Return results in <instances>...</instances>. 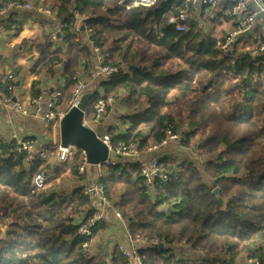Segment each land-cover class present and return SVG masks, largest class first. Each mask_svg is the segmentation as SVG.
<instances>
[{"label": "trees", "instance_id": "1", "mask_svg": "<svg viewBox=\"0 0 264 264\" xmlns=\"http://www.w3.org/2000/svg\"><path fill=\"white\" fill-rule=\"evenodd\" d=\"M8 2L25 0H5L2 7ZM122 3L53 0L48 6L62 21L60 37L43 36L32 73L53 76L63 67L65 86L52 111H69L76 86L72 64L88 61L98 50L101 66L119 67L101 83L100 98L121 99L131 111L123 118L131 123L125 133L107 134L117 163L104 168L105 196L132 239L170 245L145 244L138 250L143 263L240 264L246 259L264 264L263 39L255 44L232 40L223 48L228 38L204 34L190 20L185 31H176L168 19L189 10L186 0ZM16 26L22 28L10 24L5 30ZM82 27L90 34L89 44L80 36ZM17 79L12 73L0 80V99L14 95ZM37 86L33 81V100L39 98ZM169 132L179 135L180 147L196 158L163 153L159 165L168 182L155 180L148 188L139 163L117 160L116 151L120 145L135 146L143 154ZM78 167L67 176H49L47 187L35 192L34 178L47 166L25 163L0 138V226L5 228L0 264H130L117 250L110 258L91 252L94 240L107 233L106 223L89 237L79 233L78 216L95 210L83 187L65 191L71 181L82 180Z\"/></svg>", "mask_w": 264, "mask_h": 264}, {"label": "crops", "instance_id": "2", "mask_svg": "<svg viewBox=\"0 0 264 264\" xmlns=\"http://www.w3.org/2000/svg\"><path fill=\"white\" fill-rule=\"evenodd\" d=\"M4 1L5 0H0V80L12 73L18 76L16 80V89L13 94L16 100L27 110V115L21 118H14L10 112L0 107V138L5 140L8 144H10V137L16 134L31 140L34 143L36 151L46 155L40 162H43L47 166L46 170H43L47 174V179L55 173L59 176H67L75 164H78L79 167L81 166L83 157L82 152L74 148L67 162L60 163L57 160L56 148L61 144L59 119L47 122L40 117L34 116L32 103L34 98L31 88L33 81H37L38 86L35 90L39 91L38 97L44 110L49 109V102L52 100L55 93L59 92L61 94L64 89L65 80L62 77V66L56 68V73L53 76L45 72L37 76L32 73V65L38 57V53L43 44V36L48 35L52 37L53 41L56 39V36L60 37L62 21L56 16L55 11H51L48 8V6L52 5L53 0H25L23 3L30 4V9L10 8L7 10H5V7L10 2L2 7ZM107 1L112 3L115 0ZM237 1H243L247 7V11L254 15V21L244 30H242L241 24L245 21L248 12L246 11L241 15H234L232 13V8L236 4L235 0H220L212 5L197 4L195 7L189 8V20L193 22V24H196L197 28L202 30L204 34L211 33L212 35L220 37L224 36L228 38L229 42L232 40L244 39L248 43L255 44L262 39L264 40V15L259 12V6L264 4V0ZM122 4L126 6L132 5L126 4L124 0ZM46 11L50 13L47 14ZM10 24L21 25L22 28L16 26V28L14 27L15 29L7 32L5 27ZM80 32L84 44H89L90 34L84 32L83 27ZM101 59V53L98 50H93L92 57L88 59V61H77L72 64L76 70V75L72 79L76 84L74 91L77 86L81 84L84 86L83 94L92 93L84 113V122L86 124H92V106L94 100L99 99L101 95L104 94V89L100 87L101 83L110 78H103L99 74L102 67ZM84 62L87 63L86 68L88 66L89 69L87 68L85 70V68L82 67ZM148 84L150 85V83ZM59 97H62V94ZM56 109L57 107H55V111ZM56 112L64 113L63 111ZM130 114L131 111L123 107L121 99L113 100L108 114L98 123L93 124L92 129L101 136L112 133L113 131L123 134L131 124L129 121H123V118ZM142 129L144 132L147 130L144 127H142ZM176 144H179V142L171 143L153 155H151V153L148 154L146 151L143 154L140 153L138 159H125L121 157L117 158V160L121 162L139 163L140 160L150 161L153 156L158 159L165 155L177 157V155H174V152L171 151V148H173L172 145ZM176 148L178 147L176 146ZM163 153H165V155ZM189 155L196 157L195 153ZM116 163L117 161L115 159V164ZM103 171L105 172L104 169ZM77 175L82 177V180L68 183V188L65 189L68 194L71 188L83 187L84 189L86 186L91 187L97 177V168L96 166L88 164L84 169L83 175H79L78 172ZM91 192L92 191H90V195ZM101 207V202L95 194L91 195L90 208L97 210ZM107 212L108 220L104 223L108 225V231L101 241L94 240L91 246V252L96 255L99 254L110 258L119 245L129 247L130 235L128 232V224L122 219L116 218L115 214L117 211L115 212V210L110 207L107 209ZM86 213H82L78 216L76 224L86 217ZM4 230L5 228L0 226L1 235H3ZM142 246L145 247L147 245H139L138 249ZM247 263L248 261L246 259H240V264Z\"/></svg>", "mask_w": 264, "mask_h": 264}, {"label": "built area", "instance_id": "3", "mask_svg": "<svg viewBox=\"0 0 264 264\" xmlns=\"http://www.w3.org/2000/svg\"><path fill=\"white\" fill-rule=\"evenodd\" d=\"M155 0H124L126 4L132 5H148L152 4ZM216 1L220 0H186L188 6L187 8H193L197 4H214ZM236 4L232 8V13L234 15L243 14L247 11V7L243 1L235 0ZM30 9V4H24L21 2H12L9 3L5 10L7 9ZM248 12V11H247ZM259 12L264 15V4L259 6ZM49 14V11H46ZM189 21V14L188 10H183L178 17H170L168 19V25H172L175 27L176 31L183 32L187 29V23ZM254 21V15L251 12H248L246 15L245 21L242 22L241 27L242 30L246 29L247 26ZM229 44V40L225 42L223 48H226ZM259 54H264V40L259 48ZM102 63V60H101ZM118 66H102L100 69V76L103 78H108L118 73ZM150 83V82H148ZM84 92V86L79 84L76 90L73 92L72 98L68 104V109L70 110L73 107H76L79 103L80 97ZM61 94L56 92L53 96L52 100L49 102V109L44 110V108L40 104V99L33 100V109H34V116L40 117L44 121L51 122L54 120H58L59 122L64 117V113H56L52 111V108L58 103V98ZM113 103V99L111 97L108 98H99L95 99L93 106H92V124L84 125L92 128L93 124L98 123L102 118H104ZM0 107L4 108L8 112L12 114L14 118H21L27 115V110L16 100L14 95L10 96L9 98L0 99ZM101 141L106 145L109 149L110 157L107 161L96 165L97 168V177L91 187H84L83 191L84 194H88V192H94L95 196L101 202L102 207L95 210L91 216L85 217L82 221L78 223V231L81 235L89 237L94 229L101 223H104L108 220V212L107 209L111 207V202L105 196V189L103 185V178H104V167L108 165H115V153L112 151L110 138L107 135H103L99 137ZM179 141V135L173 133H167V136L164 140H162L159 144H155L147 150V153H151V155L156 154L161 149L167 147L171 143H176ZM9 143L11 144L12 148L15 152L23 156L24 162L32 163L36 161H40L46 157L43 153H38L35 149L34 143L27 139L23 138L20 135H13L9 139ZM73 147L62 148L61 144L56 148V158L60 163H65L69 160ZM82 152V151H81ZM82 162L81 166L78 169V174L83 175L85 167L88 165L86 160V155L82 152ZM116 155H119L125 159H138L140 157V152L137 151L135 146H124L120 145L116 151ZM140 169L141 175L144 178V184L146 187L151 188L154 184L155 180H158L160 183H167L168 176L167 174L161 169L159 165V159L155 156L151 158L150 161H143L140 160ZM46 181H47V174L45 171L40 172L34 178V188L35 192H39L46 188ZM117 219H122L119 213L115 214ZM129 247H125L123 245H119L117 247V251L123 256V258L130 264H144L142 257L138 253V246L148 244L150 246H157L164 245L165 247H169L168 240H150L145 241L139 238L132 239L129 236ZM263 244V259H264V240L262 241ZM257 262L248 261L247 264H256Z\"/></svg>", "mask_w": 264, "mask_h": 264}, {"label": "water", "instance_id": "4", "mask_svg": "<svg viewBox=\"0 0 264 264\" xmlns=\"http://www.w3.org/2000/svg\"><path fill=\"white\" fill-rule=\"evenodd\" d=\"M18 85V84H17ZM92 93H84L76 107L71 108L60 121L61 147H73L85 153L87 163L96 166L108 160L110 157L109 149L101 141L100 134L92 128L84 125V113ZM219 196V190L212 192ZM94 195V192H91ZM159 248L164 249V245ZM88 249V248H87Z\"/></svg>", "mask_w": 264, "mask_h": 264}, {"label": "rangeland", "instance_id": "5", "mask_svg": "<svg viewBox=\"0 0 264 264\" xmlns=\"http://www.w3.org/2000/svg\"><path fill=\"white\" fill-rule=\"evenodd\" d=\"M179 145L180 144L172 145L173 148H171L172 149L171 151L174 152L173 154L174 155H177V156H188V157L191 158V155H188V151H185ZM176 146H179V148L174 149V148H176ZM193 158H196V157H193ZM198 158H200V157H198Z\"/></svg>", "mask_w": 264, "mask_h": 264}]
</instances>
